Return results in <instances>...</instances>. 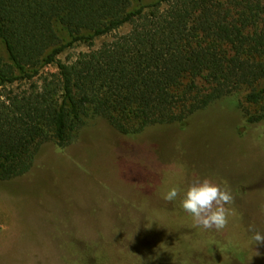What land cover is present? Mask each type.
I'll list each match as a JSON object with an SVG mask.
<instances>
[{"label": "trees", "instance_id": "1", "mask_svg": "<svg viewBox=\"0 0 264 264\" xmlns=\"http://www.w3.org/2000/svg\"><path fill=\"white\" fill-rule=\"evenodd\" d=\"M0 43V182L96 117L139 134L242 92L264 119V0H0Z\"/></svg>", "mask_w": 264, "mask_h": 264}, {"label": "rangeland", "instance_id": "2", "mask_svg": "<svg viewBox=\"0 0 264 264\" xmlns=\"http://www.w3.org/2000/svg\"><path fill=\"white\" fill-rule=\"evenodd\" d=\"M256 109L236 92L181 123L124 135L96 117L69 145L44 144L27 173L0 182V264H264L249 231L264 233V119L245 118ZM197 179L230 191L224 229L198 228L182 209Z\"/></svg>", "mask_w": 264, "mask_h": 264}, {"label": "clouds", "instance_id": "3", "mask_svg": "<svg viewBox=\"0 0 264 264\" xmlns=\"http://www.w3.org/2000/svg\"><path fill=\"white\" fill-rule=\"evenodd\" d=\"M179 195L177 187L170 188L164 195L166 201H174ZM233 197L230 191L221 189L211 181L194 180L184 192L181 199L182 209L189 213L193 219L194 225L205 230L215 229L217 231L224 229L228 224V217L232 213L225 205L231 204ZM252 233L250 241L253 246H264V233L249 228ZM258 253V252H256ZM259 254V253H258Z\"/></svg>", "mask_w": 264, "mask_h": 264}]
</instances>
